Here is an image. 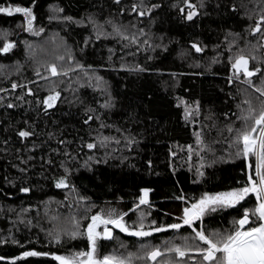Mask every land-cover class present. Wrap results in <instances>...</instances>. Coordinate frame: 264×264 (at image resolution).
<instances>
[{
  "label": "trees",
  "instance_id": "obj_1",
  "mask_svg": "<svg viewBox=\"0 0 264 264\" xmlns=\"http://www.w3.org/2000/svg\"><path fill=\"white\" fill-rule=\"evenodd\" d=\"M0 6L30 7L39 33L29 34L23 14L0 13V48L14 44L0 52V264H59L54 255L88 250L86 236L71 233H83L93 215L127 213L131 229L141 208L145 230H166L136 237L113 226L114 238L100 240L99 252L132 253L133 264H151L136 257L184 246L186 237L203 246L193 229L231 232L255 207L249 196L192 226L166 227L182 224L183 208L204 193L242 187L247 165L254 166V158H237L234 140L235 129L244 128L245 101L257 113L264 102L255 91L264 88V30L253 31L264 0H0ZM239 55L261 71L237 78L231 65ZM53 64L60 75H51ZM57 92L49 108L44 101ZM61 179L67 187L56 186ZM143 189L150 190L149 204L137 208ZM33 250L48 255L23 257ZM189 256L196 259L165 252L154 264H200L197 253Z\"/></svg>",
  "mask_w": 264,
  "mask_h": 264
},
{
  "label": "snow or ice",
  "instance_id": "obj_2",
  "mask_svg": "<svg viewBox=\"0 0 264 264\" xmlns=\"http://www.w3.org/2000/svg\"><path fill=\"white\" fill-rule=\"evenodd\" d=\"M189 7L195 8V5L189 4ZM135 10V9H134ZM0 13H6L12 15L13 13H21L26 20V30H33V21L35 17L32 14V9L30 7L21 6H0ZM143 15V13H140ZM196 12H191L188 14L187 19L191 20ZM264 22V16L260 17V21L257 22L256 27L253 29L254 32H261V23ZM40 31H43L41 29ZM118 31V30H117ZM39 34V33H37ZM127 39V37H124ZM134 39V38H133ZM14 47L12 43H6L0 52H9ZM197 52L202 51V49L196 45H193ZM63 59V57H60ZM254 59V57H253ZM235 70L237 78L240 73H243L245 77H253L261 71V69L256 68L251 70L249 68V58L244 55H239L235 62L231 65ZM50 72L52 76L60 75L55 64L50 66ZM63 75H67L64 72ZM248 83L251 84L252 81L249 79ZM13 88L17 85L13 84ZM255 91L264 96V88L256 87ZM59 93L50 95L44 101L45 104L50 108L54 105L55 101L58 99ZM249 104L248 113L242 116L241 119L244 121V128L235 129L237 135L234 140V144L237 146L236 156L237 158L243 157L246 160L254 158L253 163L247 165V180L242 187L233 188L229 191L217 192V193H204L195 202L191 203L190 206L183 208V215L180 218L182 224L173 223L167 225L170 229H180L182 225L192 226L194 222L202 220L208 212H215L222 208H234L245 201L249 196H254L257 203L252 209H245L243 216L234 221V229L228 233L212 232L207 233L205 229L201 228L199 230L193 229L195 236L192 238L198 240L202 243L201 245H192L187 243L189 238H185V245H176L173 247L166 248V253H174L176 257L181 258L188 257L191 260H195V256H189V253L195 252L199 255L200 264H264V102H262L261 108L257 113L256 109L252 108L249 101H245ZM12 107V105H9ZM251 120L252 124L249 126L248 121ZM229 132L234 131V129L229 128ZM21 137H27L31 135L30 132L21 131L19 133ZM197 137V143H202L200 138V133L195 134ZM88 148L95 147L94 144H88ZM192 151L191 146H189V152ZM57 187H67L66 181L61 179L57 184ZM22 191L27 192L29 189L25 188ZM149 189H143L142 195L139 197V204L146 205L149 204ZM177 199L184 200V196L177 197ZM124 215L121 214L112 218V214L104 216L97 213L91 217V222L87 224L86 229L83 233L79 231H74L71 233L72 238L84 235L87 238L89 247L86 251H78L70 255H54V259L59 262V264H133V254L129 253L127 256L122 254H117L116 252L101 254L99 252V241L100 240H111L113 239L112 228L120 229L121 232L128 233L129 235L136 237H149L153 232L165 231V227H155L150 230H145V225L143 223L144 216L141 215L140 223L133 226L131 229L124 222ZM77 223V228H79V223ZM155 224V221L152 222ZM102 231L98 230L101 229ZM247 226V227H246ZM59 239V238H57ZM142 247H147V245H142ZM159 247H153L151 251L147 252L146 257H136V259H147L150 261H157L165 255ZM23 257L29 256H40L48 255L47 253H40L37 251H25ZM2 259V258H0ZM163 264H174L173 260L169 259L164 261ZM175 264H180L179 261Z\"/></svg>",
  "mask_w": 264,
  "mask_h": 264
},
{
  "label": "rangeland",
  "instance_id": "obj_3",
  "mask_svg": "<svg viewBox=\"0 0 264 264\" xmlns=\"http://www.w3.org/2000/svg\"><path fill=\"white\" fill-rule=\"evenodd\" d=\"M29 32V34H31V35H33L34 36V34H36V33H38V29L34 26V21H33V30L32 31H28ZM2 34V33H1ZM38 35V34H37ZM55 93H53V94H50V95H54ZM49 95V96H50ZM47 99V98H46ZM57 101V100H56ZM56 101H55V103H56ZM54 103V104H55ZM149 199V198H148ZM144 211H145V209H140L139 210V215H140V217H141V215L143 214V216H144V219H143V223H145V219H146V216H147V213H145L144 214ZM99 214H102V215H104L103 213H99ZM105 216V215H104ZM115 218V217H114ZM109 227L110 228H112V232H113V236H114V229H113V226L112 225H109ZM102 228H103V226H101V229H98V230H100V231H102ZM117 254H119V253H117ZM70 255V254H69ZM65 256H67V255H65ZM158 261V260H157ZM156 262V261H155ZM155 262H153L152 261V263L151 264H154ZM174 262V264H175V261H173Z\"/></svg>",
  "mask_w": 264,
  "mask_h": 264
}]
</instances>
